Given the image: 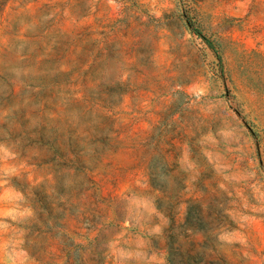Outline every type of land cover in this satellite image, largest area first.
I'll list each match as a JSON object with an SVG mask.
<instances>
[{"label":"rangeland","instance_id":"374dc122","mask_svg":"<svg viewBox=\"0 0 264 264\" xmlns=\"http://www.w3.org/2000/svg\"><path fill=\"white\" fill-rule=\"evenodd\" d=\"M0 264H264V0H0Z\"/></svg>","mask_w":264,"mask_h":264},{"label":"crops","instance_id":"0c3cea01","mask_svg":"<svg viewBox=\"0 0 264 264\" xmlns=\"http://www.w3.org/2000/svg\"><path fill=\"white\" fill-rule=\"evenodd\" d=\"M55 2L56 1H63V2H66L67 0H54ZM58 27H60V29L58 30V32H60L61 33V31H63V33H65V34H67L68 33V30H67V28H68V23H65V24H60V25H58ZM46 33H48L47 31H46Z\"/></svg>","mask_w":264,"mask_h":264},{"label":"trees","instance_id":"16d2710c","mask_svg":"<svg viewBox=\"0 0 264 264\" xmlns=\"http://www.w3.org/2000/svg\"><path fill=\"white\" fill-rule=\"evenodd\" d=\"M210 45H211V47H213L212 44H210Z\"/></svg>","mask_w":264,"mask_h":264}]
</instances>
